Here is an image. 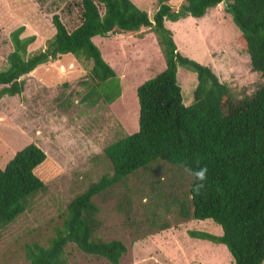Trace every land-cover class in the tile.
<instances>
[{
  "label": "rangeland",
  "instance_id": "obj_1",
  "mask_svg": "<svg viewBox=\"0 0 264 264\" xmlns=\"http://www.w3.org/2000/svg\"><path fill=\"white\" fill-rule=\"evenodd\" d=\"M149 17L159 0H132ZM175 10L182 0H167ZM102 11V8H101ZM57 12L71 30L81 21L79 0H6L0 2V71L8 66L13 45L10 32L25 26L22 36L35 35L28 46L33 54L48 46L54 35L52 13ZM177 50L208 65L234 91L237 98L252 95L261 77L252 70L241 32L224 10L223 2L202 17L165 20ZM103 58L120 78L121 95L111 104L81 98L89 90L91 62L64 54L23 76L21 94L0 98V167L27 144L44 150L46 158L35 167L44 182L28 198L27 209L0 227V264H28V247L46 246L64 226L67 205L76 195L113 167L101 158L103 148L138 128L136 87L165 68V59L152 29L104 37L94 36ZM183 102L189 104L197 83L196 72L177 67ZM113 88L109 90L114 94ZM154 160L150 167L94 196L99 207L93 239H119L127 247L118 264H235L224 244L191 237L189 230L222 234L212 219L197 220L190 211V175L178 166ZM182 166V165H181ZM69 264H111L82 252L75 243L65 247ZM264 264V261L263 263Z\"/></svg>",
  "mask_w": 264,
  "mask_h": 264
},
{
  "label": "trees",
  "instance_id": "obj_2",
  "mask_svg": "<svg viewBox=\"0 0 264 264\" xmlns=\"http://www.w3.org/2000/svg\"><path fill=\"white\" fill-rule=\"evenodd\" d=\"M42 1V0H34ZM167 0H159L152 18L132 0H79L81 21L69 30L59 13L51 15L54 35L48 46L28 54L35 35L22 36L20 25L10 32L12 51L8 66L0 71V98L21 94L25 79L37 66L61 55L71 54L90 61L93 84L81 101L91 104L114 102L122 92L115 69L103 58L93 37L142 33L152 29L165 59V68L136 87L138 128L108 143L101 158L113 167L67 205L64 226L46 246L28 247V264H69L65 247L75 245L84 253L118 264L127 251L119 239H93L98 227L99 207L94 196L123 181L128 175L150 167L154 160L193 170L207 166L205 188L193 192L190 175V211L197 220L212 219L222 234L189 230L191 237L226 246L235 264H262L264 261V0H182L175 10ZM223 2L241 32L252 70L260 74L252 95L237 98L234 91L205 64L182 55L165 26V20L183 16L202 17ZM102 8V11H101ZM196 72L197 83L189 104L183 102L177 81V67ZM113 88L114 94L109 90ZM46 158L43 149L30 143L19 149L0 167V227L16 220L27 209L28 198L44 189L34 169ZM167 161V162H165ZM182 165V166H181ZM188 173V172H187Z\"/></svg>",
  "mask_w": 264,
  "mask_h": 264
},
{
  "label": "clouds",
  "instance_id": "obj_3",
  "mask_svg": "<svg viewBox=\"0 0 264 264\" xmlns=\"http://www.w3.org/2000/svg\"><path fill=\"white\" fill-rule=\"evenodd\" d=\"M189 175L193 176L195 178L196 183L194 184L193 187V192L194 194L198 195L202 189L205 188V181L207 180V173H208V168L207 166L199 167L198 169H191L188 168L186 169ZM190 198H195L193 195Z\"/></svg>",
  "mask_w": 264,
  "mask_h": 264
},
{
  "label": "crops",
  "instance_id": "obj_4",
  "mask_svg": "<svg viewBox=\"0 0 264 264\" xmlns=\"http://www.w3.org/2000/svg\"><path fill=\"white\" fill-rule=\"evenodd\" d=\"M11 1V0H10ZM0 2H6V0H0Z\"/></svg>",
  "mask_w": 264,
  "mask_h": 264
}]
</instances>
